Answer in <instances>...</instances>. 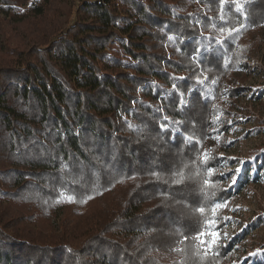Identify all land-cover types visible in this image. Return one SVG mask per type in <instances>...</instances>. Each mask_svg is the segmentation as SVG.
<instances>
[{"label": "trees", "instance_id": "obj_1", "mask_svg": "<svg viewBox=\"0 0 264 264\" xmlns=\"http://www.w3.org/2000/svg\"><path fill=\"white\" fill-rule=\"evenodd\" d=\"M245 11L229 37L218 0H0L23 30L5 51L16 58L0 57V264H178L171 249H191L176 242L214 203L226 204L224 228L237 192L220 146L207 163L203 153L215 116L230 129L244 89L229 80L263 43L264 0ZM225 12L228 26L243 22L231 3ZM10 32L0 18V53ZM181 168L182 184L165 182ZM214 251L195 264H229V245Z\"/></svg>", "mask_w": 264, "mask_h": 264}, {"label": "rangeland", "instance_id": "obj_2", "mask_svg": "<svg viewBox=\"0 0 264 264\" xmlns=\"http://www.w3.org/2000/svg\"><path fill=\"white\" fill-rule=\"evenodd\" d=\"M0 18L10 22L11 31L17 28V33L10 32V42L7 41L4 53H0V57L14 60L15 55L5 51L13 50L21 41L23 30L7 17L0 15ZM74 22L75 15L71 19V23ZM259 33L263 43L251 58L249 69L237 70L229 80V85L244 89V96L232 109L230 129L220 132L219 116H215V125L204 149L205 153H211L214 147L220 146L218 155L223 159L226 185L237 192L226 213L224 228L216 230L217 243L231 247L229 264H264V25ZM209 95L212 97V91ZM222 141L227 142L226 146ZM261 149L262 152L256 154ZM233 157L237 159H231ZM253 253L255 255H250Z\"/></svg>", "mask_w": 264, "mask_h": 264}, {"label": "snow or ice", "instance_id": "obj_3", "mask_svg": "<svg viewBox=\"0 0 264 264\" xmlns=\"http://www.w3.org/2000/svg\"><path fill=\"white\" fill-rule=\"evenodd\" d=\"M247 0H218L219 3V9H220V15L218 19L221 21V24L218 27V31L221 34H227V36L231 37L233 34H239L242 28L246 27L247 24L245 23L247 21V13L245 11V5H246ZM231 3L233 10L239 14V17L242 18L243 22L238 21L239 26L238 27H232L228 26L229 25V20H228V15L225 12V5ZM216 27V25H214ZM169 39H174L173 37H169ZM225 41L221 39H217V43L221 44L223 46V43ZM197 56L199 54V49L195 50ZM229 61H225V64H227ZM179 79H185L183 77H180ZM200 83H203V81H199ZM173 88H175V85H173ZM181 105H183V100L181 99ZM167 117H164V120H167ZM173 123H178V121H173ZM131 127V125H129ZM160 128L162 130H167V127L165 124H161ZM187 140L191 141V137H187ZM231 143V141H229ZM231 159H237L235 157ZM203 160L205 163L208 161V154L203 153ZM238 163L240 161L238 160ZM183 167H188L187 164H183ZM206 173L208 176H211L214 174L215 170L213 168H206L205 169ZM236 171H239L237 169ZM199 170L197 169L196 173H193V175H198ZM151 175L155 176L158 180H163L164 177L160 174L158 171H152ZM191 178V177H189ZM185 179L184 176V171L181 169L174 170L173 171V178L170 181H165L166 183H170L171 185H180L183 183ZM202 183L204 185H209L211 183L210 180L204 179L201 177ZM231 179V178H230ZM232 183H235V180H232ZM87 195V199H92V197L89 194ZM161 195H165V193H161ZM61 198L65 199L66 202H74L75 201V196L74 195H67L65 196L64 192L60 193ZM87 199H82L80 202L86 203ZM56 203H59L60 200L55 201ZM226 207V204L224 203H214L211 206V212L213 213V216L207 220L204 221L202 225L197 227L193 232L189 234H181L180 239L176 242L177 245L180 244H186L187 242L191 241L192 246L191 249L189 250L187 247H175L171 249L172 251H175L177 253H181L185 255V260L179 261L178 264H189V261H192L193 264H195V261L199 260L202 261L205 259L209 254L215 255L214 251V246H217V239L219 237L218 231L215 230V225L217 222V217H216V212L218 209H222ZM197 211L201 214L205 213V208L204 207H199ZM230 219V218H228ZM259 251V250H258ZM250 255H255V253L250 254Z\"/></svg>", "mask_w": 264, "mask_h": 264}]
</instances>
